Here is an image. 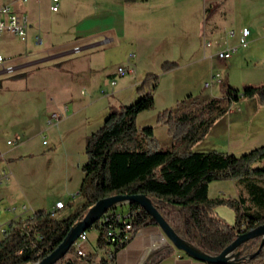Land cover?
I'll list each match as a JSON object with an SVG mask.
<instances>
[{"label": "crops", "instance_id": "obj_1", "mask_svg": "<svg viewBox=\"0 0 264 264\" xmlns=\"http://www.w3.org/2000/svg\"><path fill=\"white\" fill-rule=\"evenodd\" d=\"M52 4V0H0V7L8 5L17 15L25 16L29 23L24 42L11 34H0V55L6 59V65L14 68L13 74L0 68V93L12 94L27 91L28 87L37 88L28 82L43 71L47 75L44 78L46 83L39 82L38 85L54 91L53 96L49 95L52 112L45 117V122L49 125L51 114L60 116L62 121L58 124L66 127L65 135L75 139L76 143L87 138L88 130L93 131L94 126L103 124L111 110L126 106L128 101H136V88L148 74H159L155 91L163 79H169L174 93L185 91L187 97L205 101L217 99L211 97L216 86L213 83L212 87L205 86L214 75L212 65L216 59L224 68L232 67V64L228 60H219L216 54L237 47L243 28L249 31L247 40L251 44V48L242 53L245 62L258 55L254 48L264 47V0H58L56 12L51 11ZM125 41L130 42L129 46L135 50V53L123 55L124 66L127 63L135 65L134 76L118 77L115 70H105L102 60L91 64L88 70L63 66L64 60L72 55H83ZM76 47L79 51L73 52ZM131 53L135 55L134 60L128 59ZM155 57L159 60L151 68L149 60ZM166 62L176 67L163 72L161 67ZM252 69L258 81L244 87L262 86L264 67L263 70ZM221 71V82L234 89L229 84L228 70ZM112 80L115 81L113 87L110 86ZM98 81V88L110 87L111 100L100 95L98 89L86 98L80 91L78 93V87L85 85L91 90ZM194 90H198L196 95ZM81 93L85 94L82 90ZM177 104L178 101L173 100L168 109L175 108ZM256 104L252 113L239 117L240 121L233 120L231 124L247 125L252 119L250 114L255 116L264 110L258 100ZM171 143L168 142L167 148L172 146ZM243 144H238V151ZM4 154L0 152V170L3 162L6 163V159L1 158ZM8 174L5 185L2 186L4 182L0 184V206L7 200L12 202L14 187L9 181L11 174ZM240 194L238 192L237 196ZM82 249L85 256L95 253L96 243L87 237ZM72 257L77 258L74 254ZM100 257L101 252L98 251L94 264H98ZM112 264L210 263L195 260L176 250L157 225H149L141 228L115 253Z\"/></svg>", "mask_w": 264, "mask_h": 264}, {"label": "trees", "instance_id": "obj_2", "mask_svg": "<svg viewBox=\"0 0 264 264\" xmlns=\"http://www.w3.org/2000/svg\"><path fill=\"white\" fill-rule=\"evenodd\" d=\"M175 67L166 62L161 70L167 72ZM158 81V75L148 74L136 88V101L111 110L102 126L86 138V162L81 166L78 189L81 203L77 207L68 203L71 212L65 217H55L64 206L53 214L38 210L11 222L0 238V264L39 262L57 248L91 206L115 195L146 196L177 235L211 256L220 254L240 232L264 224V165L254 167L264 160V146L238 157L215 151H187L240 99L257 98L264 105V84L242 90L225 85L221 99L204 101L188 96L175 108L164 110L157 123L168 128L173 144L163 150L152 127L138 129L135 124L140 113L152 108ZM218 180H236L243 193L236 200L209 199L208 185ZM125 205L131 216L132 236L145 226L157 225L136 203ZM218 205H228L235 211L232 226L217 217ZM89 229L97 232L96 252L83 257L75 255L77 258L69 257L67 261L94 264L99 251L98 264H107L108 254L113 262L124 244L108 243V224L97 221ZM258 246L257 239L239 246L234 251L238 254L236 264H264V245L255 257L248 259ZM73 254L72 246L66 257Z\"/></svg>", "mask_w": 264, "mask_h": 264}, {"label": "rangeland", "instance_id": "obj_3", "mask_svg": "<svg viewBox=\"0 0 264 264\" xmlns=\"http://www.w3.org/2000/svg\"><path fill=\"white\" fill-rule=\"evenodd\" d=\"M129 44L130 42L127 43L125 41L117 43L113 47L101 48L83 55H72L64 60L63 66H72L74 70H88L89 67H92L91 64L102 60L105 70H115L116 72L119 66H124L123 55L129 52L135 53L133 46H129ZM262 45L264 46V43ZM250 46L251 44L248 43L246 48H238L231 55L227 62L231 61L232 67H227L228 69L224 68V65L216 59L211 69L214 70L213 76L218 74L221 82V70H228L229 84L238 90H242L244 86H250L249 83H257L256 74L251 71L254 70L252 69L254 67L258 70H263L264 56L261 55H264V47L258 50L254 48L253 50L258 55L251 56L252 58L245 62V57L242 56V53L248 51L251 48ZM129 56H132L134 60V54L131 53ZM158 60V57L151 58L149 60V62L151 61L150 67L152 68V64ZM45 77L47 75L42 71V73H37L28 82L29 85L37 86V88L28 87L27 91H17V93H12L13 95L9 92L0 93V130L2 137L0 152L5 153L1 158L6 159V163L2 161V170H6L11 174L9 181L14 187L12 189V202L7 200L6 204L0 206V226L8 227V224L17 221L19 216H24L25 218L38 210L51 212L55 202L58 200L64 203L65 209L58 212L55 217H65L71 212V209L67 206L68 203H73V206L77 207L82 201L77 193L82 178L81 166L86 162V139L76 143L75 139L65 135L64 129L66 127L64 128V125H59V123V126L49 127L46 124L45 117L52 112L49 95L53 96L54 91L50 87L46 88L44 85H38L46 83ZM219 81H212L216 87H213L215 92L211 94V97H216L217 99L225 96V83L223 81L220 83ZM98 83L99 81L94 85L96 89L92 87L91 90L85 85L80 86L78 87V93L80 91L81 96L86 98L89 93H95L97 89L100 95H102L101 91L105 90L110 94L106 98L111 100L113 94L110 93V87L103 86L101 89L98 88ZM81 90L85 94L81 93ZM198 90H194L193 94L196 95ZM10 94L12 96H9ZM186 95L185 91L174 93L169 79H163L158 89L154 91L155 100L152 108L149 111L140 113L136 118L135 124L138 129L152 127L154 136L163 150L170 149V147L167 148V144L172 142V139L168 135V128L157 123L158 115L168 109L173 100L178 101V103L184 101L187 97ZM256 100L258 99H240L230 108V110H233L232 115L229 110L219 117L206 134L201 137L200 141L191 145L187 151L194 153L214 151L227 154L234 153L233 155L238 157L251 150L263 147L264 110L257 112L255 116L250 114L252 119L245 126H242L243 123H238V126L231 124L233 120L240 121V118L252 113L253 108L257 107ZM133 103L128 101L126 106ZM101 126L102 124L98 127L94 126L93 131L91 129L88 130L87 138ZM235 127L237 131L234 130ZM6 141L13 142V145H7ZM240 143L245 144L238 151V144ZM261 165H264V160L262 163L255 164L254 167ZM4 185L5 182L2 186ZM238 192L243 193V189L236 180H218L208 185L209 199L223 197L236 200ZM23 207H26V209H23ZM117 209H122L124 213L128 212L125 204L117 205ZM215 212L217 217L229 226H232L236 221V213L228 205L216 206ZM86 233L88 240L96 243V230L89 229ZM179 236L183 238L182 235ZM1 237L2 234L0 233ZM164 238L166 239L165 236ZM257 240L260 241L259 239ZM167 242L170 243L168 240Z\"/></svg>", "mask_w": 264, "mask_h": 264}, {"label": "water", "instance_id": "obj_4", "mask_svg": "<svg viewBox=\"0 0 264 264\" xmlns=\"http://www.w3.org/2000/svg\"><path fill=\"white\" fill-rule=\"evenodd\" d=\"M136 203L143 209L157 224L162 234L170 244L178 251L190 256L191 258L210 264H236L238 254L234 251L242 244L253 239H259L257 250L248 256V259L255 257L264 245V224L256 228L240 232L234 241L229 244L220 254L211 256L204 253L199 248L187 243L183 238L177 235L174 230L167 224L159 212L153 207L151 201L144 195L122 196L115 195L97 201L91 206L82 220L78 221L68 232L66 238L55 248L49 255L35 264H71L67 261L66 255L80 234L89 229L95 222L99 221L101 216L110 208L117 205ZM83 264V263H77Z\"/></svg>", "mask_w": 264, "mask_h": 264}, {"label": "built area", "instance_id": "obj_5", "mask_svg": "<svg viewBox=\"0 0 264 264\" xmlns=\"http://www.w3.org/2000/svg\"><path fill=\"white\" fill-rule=\"evenodd\" d=\"M22 2H26V0H22ZM58 0H52L51 11L56 12L58 9L57 5ZM29 27L28 19L25 16H19L14 13L8 5H3L0 7V34L8 33L17 37L21 41H25L27 37V30ZM249 35V31L245 28L240 30V37L238 40V46L227 49L223 52H219L216 54L217 58L221 61H227L230 59L231 55L237 50V48H246L248 46L249 41L247 40ZM37 43H40L39 38H36ZM79 48L76 47L73 49V52H78ZM132 58V56H128V59ZM6 59L0 55V68L3 69L8 74H13L14 68L10 65H6ZM135 69L132 64L127 63V65L123 67H119L116 70V76L124 77V76H134ZM219 75L212 76L210 81L205 84L206 87H209L213 80L219 81ZM115 85V81H110V86L113 87ZM103 96L109 95L105 90L101 91ZM61 117L57 114H51L49 119V126H54L59 123ZM7 145H13V142L8 141ZM2 157V156H1ZM9 179V174L6 170H0V184ZM64 207V203L62 201H57L51 211L52 214L54 211L61 210ZM26 209V207H23ZM131 216L129 213H124L121 210L117 209V206L109 209L105 214H103L99 220V222H103L108 224V229L106 232V239L108 243L114 244H126L132 237L131 229L132 225L130 222ZM10 223L8 224V226ZM8 227L0 226V233L3 234ZM87 241V234L83 232L80 234L78 239L72 245L74 247V255L78 257L85 256L84 251L82 249L83 244ZM72 257L71 255L66 258ZM108 262L107 264H112L111 262V254L107 256Z\"/></svg>", "mask_w": 264, "mask_h": 264}]
</instances>
